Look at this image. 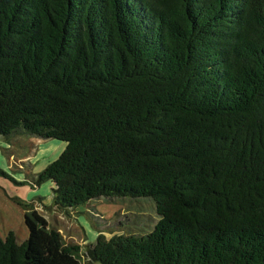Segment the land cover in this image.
<instances>
[{
	"label": "trees",
	"instance_id": "trees-1",
	"mask_svg": "<svg viewBox=\"0 0 264 264\" xmlns=\"http://www.w3.org/2000/svg\"><path fill=\"white\" fill-rule=\"evenodd\" d=\"M26 137L66 144L0 175L51 182L58 209L151 201L98 228L96 262L264 264V0H0V139ZM14 200L28 236L0 264H82Z\"/></svg>",
	"mask_w": 264,
	"mask_h": 264
},
{
	"label": "rangeland",
	"instance_id": "rangeland-1",
	"mask_svg": "<svg viewBox=\"0 0 264 264\" xmlns=\"http://www.w3.org/2000/svg\"><path fill=\"white\" fill-rule=\"evenodd\" d=\"M26 140L25 146H21V142L15 143L14 146H10L5 141L0 139V168L6 171L17 181L24 180V176H21V174L25 175V173L23 171H16L15 169L16 167L20 168L21 166L19 164H22V162L19 164H14L13 161H10L9 156L7 155L9 153L4 150V148H8V151L15 155L20 154L24 151L27 152L26 154L30 153L29 155H31L32 153L30 149L34 147V145L27 146ZM39 141L42 142L43 139L40 138ZM39 141L35 139L34 142L39 143ZM55 141L58 142L57 144H59V146L57 147V149L55 148V150L52 151L53 153L49 158L51 159V161L59 155L66 144L63 141ZM37 146L38 145L36 144L35 147ZM1 147H3V149ZM46 150H48V148L46 146L43 147L42 151L45 152ZM44 152H42V155L39 156H45L46 154H43ZM45 160H48V157L46 159H40L38 162H36V160L35 162H32L33 171L35 173H38L43 168V163ZM46 186L47 183L42 184L43 189L41 188V192L43 195H47L48 198H46L45 196H38L37 199H34L35 201L29 199L31 202H25V204L30 205L29 210L34 209L39 214H41L47 220L48 225L56 229L61 234L64 242L80 245L82 264H100L94 260L91 248V243L94 240L96 232L99 231L98 228H102L101 230L105 231V235L109 237L116 232H120L122 228V224L120 223V221L123 222V225L131 223V221H133V218L127 217H133L134 213L150 214L151 217L155 215L152 203L148 199L133 200L128 198L107 199L105 201L101 199L91 202L90 206L88 207L89 210H94V213H92L93 215L89 213L91 216H89L88 209L86 210L84 206H78L76 209H69L66 212L60 211L52 203L51 191L44 189V187ZM29 188V184H17L10 178L0 175V205L5 200V206L7 204V206H9L11 210L14 211V213L10 215V219L8 221V223H15L12 225V227L16 226V223H18L19 220H21V224L23 225V218L20 211L26 210L23 205L18 204V202L14 199H21L20 201L23 203L24 195L31 192V189ZM32 188L34 190L37 187L33 186ZM5 193L7 197L5 196L4 198ZM44 199H48V204L43 203ZM96 208L98 209V211L96 210ZM102 216L104 217V219H102ZM2 218L4 220L6 219V217L4 216H2ZM104 220L108 222L106 225L105 222H101ZM144 223L149 224L150 222L148 223L147 219L145 218Z\"/></svg>",
	"mask_w": 264,
	"mask_h": 264
},
{
	"label": "crops",
	"instance_id": "crops-1",
	"mask_svg": "<svg viewBox=\"0 0 264 264\" xmlns=\"http://www.w3.org/2000/svg\"><path fill=\"white\" fill-rule=\"evenodd\" d=\"M35 139H37L39 141V139L35 138V137H26V138H23V140L21 141V146L22 145L25 146V140H26L27 146H29V145L33 146L34 145V147H32L30 149L31 153H32L31 155H29L30 153L26 154L27 153L26 151H24L22 153L19 152L20 154H17V155H13V153H9L8 154V156L10 155L9 156V160L10 161H13L14 164H19V163L22 162V164H25V166H29V168H27V169L30 170L31 173H35L33 171V163L32 162H35V160H36V162H38L40 159H46L48 157V160H45L44 163H43V168H44L45 165L48 164L51 161V159H49V158H50L51 154L53 153L52 151H54L55 148L57 149V147L59 146V144H57L58 142L55 141V140H48V141L43 140L42 142L39 141V143H35L34 142ZM29 143H31V144H29ZM36 144L38 145L37 147H35ZM45 146L48 148V150H46L44 152L42 150H43V147H45ZM42 152H44L43 154H46V155L45 156H39V155H42ZM28 163H29V165H27ZM16 171H20V170H16ZM20 172H22V171H20ZM21 176H24V180H25V175L21 174ZM19 180H21V179H19ZM46 183H47V186L44 187V189H47V190L51 191L52 183L51 182H46ZM29 186H30L29 189H31L30 190L31 192H29L28 194L24 195L23 203L31 202L30 201L31 199L33 201H35L34 199H37L38 196H45L46 198H48L47 195H43L42 192H41V188L43 189L42 185L37 186V188L34 189V190H33L31 185H29ZM5 196L7 197L6 193L4 195V198H5ZM47 200L44 199L43 203L44 204H48ZM3 203H1V205H0V225H1L0 226V237H4L9 231H13V233L15 234L17 242L21 243L25 239H27V236H28V230H27V227H26V225L24 223V218H23V215H24L25 211H20L21 216L23 218V225L21 224V220H19L18 223H16V226L12 227V225L15 224V223L14 222L8 223V221L10 219V215H12L14 213V211L11 210V208L9 206H7V204L5 206V200L3 201ZM59 210L60 211H65V212L67 211V210H61V209H59ZM2 216L6 217V219L4 220L2 218Z\"/></svg>",
	"mask_w": 264,
	"mask_h": 264
}]
</instances>
